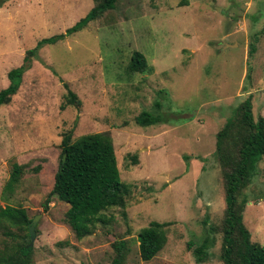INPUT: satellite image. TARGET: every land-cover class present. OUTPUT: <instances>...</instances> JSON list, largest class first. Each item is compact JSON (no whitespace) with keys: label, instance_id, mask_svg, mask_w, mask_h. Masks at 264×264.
<instances>
[{"label":"rangeland","instance_id":"rangeland-1","mask_svg":"<svg viewBox=\"0 0 264 264\" xmlns=\"http://www.w3.org/2000/svg\"><path fill=\"white\" fill-rule=\"evenodd\" d=\"M179 1L117 0L84 29L40 48L16 94L0 106V205H20L28 217H37L34 264H107L114 256L112 242L119 238L129 249L124 264H223L221 233L203 262L187 245L200 243L206 226L220 227L224 216L216 133L249 94L253 116H264V0H188L183 6ZM94 4L5 0L0 6V89L27 49L63 32ZM251 41L255 51L249 56ZM134 50L145 55L151 70L127 71ZM63 82L82 101L79 108L60 109ZM155 101L166 121L137 125L142 110H157ZM71 129L73 139L109 132L120 178L131 188L127 218L112 207L106 214L113 220L97 223L80 239L64 220L66 202L52 197L44 208L61 138ZM13 162L24 165V174L13 194L4 197ZM36 165L38 172L32 170ZM247 191L263 194L243 211L251 240L263 244L264 159ZM151 220L172 223L164 247L143 261L136 236ZM5 236L0 229V238Z\"/></svg>","mask_w":264,"mask_h":264},{"label":"trees","instance_id":"trees-1","mask_svg":"<svg viewBox=\"0 0 264 264\" xmlns=\"http://www.w3.org/2000/svg\"><path fill=\"white\" fill-rule=\"evenodd\" d=\"M5 0H0V6ZM95 4L63 32L39 39L35 46L26 50L20 65L7 71L8 84L0 89V106L8 104L19 89L23 74L31 67L32 60L38 59V51L44 45L58 41L84 29L107 10L113 9L117 0H94ZM188 0H180L179 5H187ZM255 51L250 43L249 56ZM151 68L145 55L134 50L128 62L129 73H144ZM248 73L246 74V76ZM60 109L66 106L80 107L82 101L72 91L68 83ZM252 95H247L225 119L216 133L215 156L223 178L224 216L220 227L214 224L206 226V233L200 243L189 241L188 248L197 262H203L209 256V248L215 242V236L221 233L220 259L223 264H264V243L251 240L250 231L243 222L246 203L256 196L247 191L258 173V164L264 159V116L256 118L252 112ZM155 112L142 110L136 117L139 126H148L165 122L160 112L161 103L154 102ZM60 159L54 174V182L48 192L44 208L52 197L68 204L64 220L76 238L80 239L92 233L93 227L100 223L108 224L113 214H106L112 207L121 209L126 219V200L130 194V185L120 178L117 159L110 133L107 131L87 133L72 138V129L66 131L60 141ZM65 160L61 165L62 155ZM137 163V156L130 155ZM40 165L32 168L38 172ZM24 174V165L12 163L10 174L3 187V196L13 194ZM24 207L11 204L0 205V229L7 236L0 238V264H34L31 261L33 248L30 245L29 223ZM171 221L151 220L137 233L138 255L143 261L154 258L167 242V232ZM204 224H207L204 221ZM13 226V229L10 227ZM114 256L107 264H124L128 246L124 238L112 242Z\"/></svg>","mask_w":264,"mask_h":264},{"label":"water","instance_id":"water-1","mask_svg":"<svg viewBox=\"0 0 264 264\" xmlns=\"http://www.w3.org/2000/svg\"><path fill=\"white\" fill-rule=\"evenodd\" d=\"M64 160H65V154L62 155L61 165L63 164ZM36 221H37V217H34L30 221L29 226H28V228H29V235H30V243H29L30 245L33 244V240H34V236H35L34 226L36 224Z\"/></svg>","mask_w":264,"mask_h":264}]
</instances>
